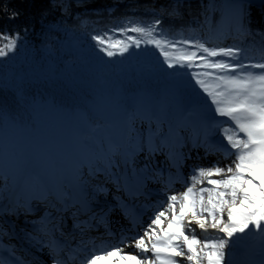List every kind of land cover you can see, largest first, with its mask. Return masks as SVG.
<instances>
[{
	"label": "snow or ice",
	"instance_id": "snow-or-ice-1",
	"mask_svg": "<svg viewBox=\"0 0 264 264\" xmlns=\"http://www.w3.org/2000/svg\"><path fill=\"white\" fill-rule=\"evenodd\" d=\"M91 2L0 0V264H264V0Z\"/></svg>",
	"mask_w": 264,
	"mask_h": 264
},
{
	"label": "trees",
	"instance_id": "trees-1",
	"mask_svg": "<svg viewBox=\"0 0 264 264\" xmlns=\"http://www.w3.org/2000/svg\"><path fill=\"white\" fill-rule=\"evenodd\" d=\"M112 2H113V0H95L89 4V7L90 8H103L106 6H111ZM141 2H144V0H141ZM161 2H163V1H161ZM12 3L16 6H19L21 8L28 10V5L30 3V0H12ZM121 11H123V6H121ZM117 14L119 15V13H117ZM24 20H25V17L22 16L20 18V20L16 21L15 23L19 24V23H22ZM6 26L12 27L11 24H6V21L0 20V29L5 28Z\"/></svg>",
	"mask_w": 264,
	"mask_h": 264
},
{
	"label": "bare ground",
	"instance_id": "bare-ground-1",
	"mask_svg": "<svg viewBox=\"0 0 264 264\" xmlns=\"http://www.w3.org/2000/svg\"><path fill=\"white\" fill-rule=\"evenodd\" d=\"M181 190H183V189H181ZM164 226H166V222H165V225ZM123 251L125 252V253H127V252H129V251H133V250H131V249H129V248H124L123 249ZM113 259V261H115V258H112ZM101 264H108V261H103V262H101Z\"/></svg>",
	"mask_w": 264,
	"mask_h": 264
},
{
	"label": "water",
	"instance_id": "water-1",
	"mask_svg": "<svg viewBox=\"0 0 264 264\" xmlns=\"http://www.w3.org/2000/svg\"><path fill=\"white\" fill-rule=\"evenodd\" d=\"M92 1H95V0H92ZM161 1H163V0H161Z\"/></svg>",
	"mask_w": 264,
	"mask_h": 264
}]
</instances>
